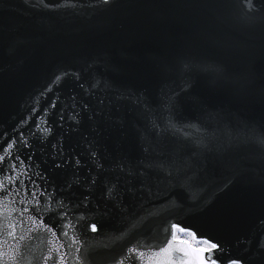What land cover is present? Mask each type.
<instances>
[{"label":"snow or ice","instance_id":"obj_1","mask_svg":"<svg viewBox=\"0 0 264 264\" xmlns=\"http://www.w3.org/2000/svg\"><path fill=\"white\" fill-rule=\"evenodd\" d=\"M34 12L56 13L60 10L80 16L88 11L114 13L120 10H152L180 8L192 10V37L184 48L205 37L203 27L210 22L228 23L234 29L260 31L264 38V0H23ZM224 10L223 15H214ZM205 13L206 15H201ZM129 24L144 22L142 16L127 17ZM27 35L12 19L0 13V49L9 42L16 46L26 42ZM223 47V45H221ZM235 46V45H232ZM14 49L9 48V53ZM84 69L60 68L50 82L29 96L24 111L12 115V123L4 126L0 107V264H31L26 253L28 241L36 233H50L58 247L32 259L37 264H92L85 246L88 233H99L106 225L114 231H135L136 242L127 247L113 264H264V216L257 219L256 232L237 244L248 243L250 255L233 256L232 245L211 235H197L175 218L169 225H160L164 239L153 240L154 221L165 213L185 211L206 212L213 200L205 199L208 190L205 178L214 170H226L244 176L246 166L238 159L241 150L252 143L260 149L259 166L264 167V138L254 140L244 133L247 123L233 121L221 111L202 108L195 121L176 118L178 97L191 88L193 71L207 74L214 82L225 81L237 95L248 93V76L231 79L222 61H202L183 49L175 50L158 63L157 71L165 83L161 87V104L153 109L137 91L121 90L112 81L95 75V69L110 67L104 55L86 62ZM93 73V81L85 80ZM175 75L181 82L179 90L171 88L167 78ZM65 81L71 86L64 91ZM101 85L104 95H100ZM51 94V95H49ZM123 101H130L140 110L146 123L137 129L136 159L101 146L102 124L112 119ZM165 113L163 120L155 112ZM85 118L90 122L88 133L80 145L65 149V139L81 132ZM213 128L212 135L205 130ZM53 138H55L53 140ZM82 146L87 153L82 160ZM49 148L51 151L49 152ZM115 153V154H114ZM40 156L42 162L36 157ZM47 165V169L44 167ZM65 171L57 181L53 173ZM264 182V172L259 175ZM224 188L217 187L220 191ZM163 192V195L161 194ZM11 206V213L7 209ZM19 230V231H18ZM187 237V238H186ZM15 241L8 249L4 244ZM52 241H49L51 245Z\"/></svg>","mask_w":264,"mask_h":264},{"label":"water","instance_id":"obj_2","mask_svg":"<svg viewBox=\"0 0 264 264\" xmlns=\"http://www.w3.org/2000/svg\"><path fill=\"white\" fill-rule=\"evenodd\" d=\"M0 13L5 19L15 21L20 31L27 35L24 44L16 46L9 42L0 49V107L5 127L12 123V115L23 113L29 96L50 82L58 69H84L86 62L101 54L110 61V67L98 66L95 75L112 81L121 90L144 93L152 108L159 109L161 87L165 81L157 71L158 63L175 50L183 49L202 61H222L227 65L231 79L248 76L252 88L244 95H237L228 82H214L207 74L193 71L190 90L178 97L176 118L182 122L195 121L202 108L214 109L232 117L234 122L247 123L250 127L244 133L246 136L257 141L264 138V38L258 29L254 32L238 30L228 23L213 21L203 27V39L184 48L193 35L192 17L196 14L188 9L120 10L96 15L85 11L83 15L75 16L63 9L56 13L34 12L23 0H0ZM223 14L224 10L214 13ZM133 15L144 17V22L129 24L127 17ZM9 48L14 50L9 53ZM84 78L94 82L91 72ZM166 83L177 91L181 86L175 75H170ZM70 86L71 82L65 81V94ZM104 94L101 85L100 95ZM155 115L163 120L166 114L156 111ZM111 117L118 118L119 123L105 120L101 146H106L110 152L118 148L120 154L136 159L140 155L137 129L146 123L140 110L130 101H123L119 111L113 110ZM89 128L90 122L85 118L81 132L65 139V149L80 145L82 135L88 133ZM213 132V128L205 130L206 135ZM76 151L84 153L81 159H86L87 153L82 146L76 147ZM260 155L256 143L245 146L238 154V159L246 166L244 176L214 170L205 178L208 190L204 198L214 201L211 207L203 213L176 211L163 214L154 221L157 227L151 238L162 241L164 237L159 226L169 225L175 218L197 230L198 237L211 235L226 245L231 244L233 256L250 255L246 251L248 243L237 244L236 241L253 236L257 219L264 216V182L259 179L264 167L259 166ZM36 159L42 162L39 155ZM44 167L47 169V165ZM65 174V171L53 173L57 181ZM229 181L230 185L220 191L219 188H224ZM0 211H3L2 206ZM11 211L9 206L7 212ZM114 228L115 225H106L99 233H88L85 248L91 254L92 264H113L136 242L138 234L135 231H114ZM14 243L9 239L4 248L10 250L8 246ZM28 244L30 249L26 255L31 264H37L33 256L39 257L50 246H59L50 233L43 232L34 234ZM68 264L73 262L69 260ZM145 264H152L147 256Z\"/></svg>","mask_w":264,"mask_h":264},{"label":"built area","instance_id":"obj_3","mask_svg":"<svg viewBox=\"0 0 264 264\" xmlns=\"http://www.w3.org/2000/svg\"><path fill=\"white\" fill-rule=\"evenodd\" d=\"M187 238V237H186Z\"/></svg>","mask_w":264,"mask_h":264}]
</instances>
